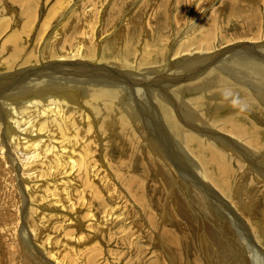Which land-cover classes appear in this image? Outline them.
I'll return each instance as SVG.
<instances>
[{"label": "rangeland", "instance_id": "1", "mask_svg": "<svg viewBox=\"0 0 264 264\" xmlns=\"http://www.w3.org/2000/svg\"><path fill=\"white\" fill-rule=\"evenodd\" d=\"M232 1L0 0V92L5 95L6 92L12 93L25 85L23 84L25 82L31 84V81L33 82L38 76L52 84L56 81L57 85L69 82L68 87L78 90L76 93L86 90V93L81 95L82 99H85L84 96H89L88 98L91 99L85 103H89L88 106L83 108L88 109V112L93 110L91 117L94 115L95 121H92L90 133L93 130L96 133V136L91 135L90 138L93 140L89 141L92 146L87 148L88 152L82 156L83 158L80 157L77 149H70L79 154H75L72 158L76 161L77 167L74 166L73 171L70 170L71 173L64 175L66 180L70 178L66 182L60 180L59 184L55 182L56 187L51 182L49 185L42 183L37 192H32L31 198L28 197L31 192L28 195L21 188L19 178L21 172L17 170V160L14 161L15 153L11 150V153L5 152L10 154H8V163L3 164L8 168L7 173L0 164V170H3L0 171V264H54V262L55 264H264V181L262 178L261 182L253 180L254 171L251 170V163L247 159L248 163L242 160L237 152L238 149L245 147L252 152L257 148L239 140L230 128L224 130L230 120H237L240 115L243 118L247 116L255 126L263 127L259 136L260 142L264 141V123L256 122L254 117L258 113L264 115V100L255 95L249 86H244L247 91L246 98L238 96L235 105H219L221 99L213 97L216 92L213 86L212 88H207L208 84L204 86L202 96L187 92L183 85L196 79L188 70L182 68L177 69V76L186 77L188 80L182 82L172 80L177 85L179 83V92L175 94L170 92L173 87L163 90V82L169 84L170 81L167 80L169 76L166 74V68L159 69V64H166L169 67L171 62L184 61L186 56L191 55L181 53L176 59H171L174 42L177 44L181 40L178 36L188 32L189 38L183 40H188L195 48L207 43V33L211 35L210 39L214 33L216 39L214 43L211 41L212 49L204 51L206 55L225 49L228 52L225 51L222 56L231 55L234 50L241 49L233 48L237 46V42L242 45H251V43L253 45L256 40L248 41L251 32L256 37L263 38L264 0H238L249 8H257L260 25L257 16L258 28L256 24H251L252 29H243L240 17L231 14L232 17L228 18L224 14L230 13V8L239 4L237 0ZM234 2L237 3L233 5ZM164 7L165 13H168L166 15L168 25L160 29L155 23L159 15L157 12L160 13V9L163 12ZM218 14L221 17L217 16ZM155 16L156 18H152ZM243 16L249 18L247 13ZM78 45L87 50L90 48L95 56H100L98 58H101V61L95 60V57L91 60L87 56L78 59L79 61L67 59L65 56L68 52H74ZM87 45L90 47L88 48ZM103 47L108 48H105V51ZM128 47L133 49V54L130 56V51L126 49ZM86 49H84L85 53ZM139 60H142L141 66ZM124 61L129 62L133 67L117 66ZM25 69L27 71H24ZM126 75H134L133 77L146 81L129 83L132 80L125 78ZM192 77L193 79H189ZM198 77L200 75L196 78ZM105 79L111 83L106 86L99 84V80L103 82ZM83 83L85 84L80 85ZM72 85H76L79 89ZM100 85L105 90H114L116 97L108 96V92H98L96 89L100 88ZM137 89L141 92H136ZM248 93L251 97L249 100H247ZM209 97H212V103ZM14 98L17 99V96H14L13 100ZM180 98L193 109L199 121L201 120L200 123H196L197 125L205 124L209 130L219 132L230 137L231 140H237L240 144L239 146L234 143V147H225L224 162L227 165L222 169L221 178L229 186L226 195L223 186L209 172V167L206 178L211 183L197 178V172L192 170L194 166L204 168L209 164L202 165L201 160L196 155L194 157L185 143L182 144L175 136L171 135V140L167 138L165 132L169 131L170 127L164 122L161 113L154 111L155 106L165 103L163 106L168 107L172 113L175 112L174 110L179 112ZM24 100L26 99L18 98L14 100L16 101L14 104L0 100V105L2 109H11L10 105L11 107L14 105L13 115L20 111V105ZM151 101L155 103L154 107ZM141 103L146 107L145 111L142 110ZM78 107L83 109L79 105ZM138 110L142 112H140L142 116L135 115V111ZM149 110L153 111L154 118L149 117ZM109 113L113 116L111 117ZM172 117L182 124L177 117L174 118V115ZM10 118L7 117L6 120L11 121ZM83 125L87 127L82 122L80 126ZM182 125L180 126L183 129L192 131L191 128H184ZM2 127L3 121L2 124L0 122V134L4 131ZM183 129L178 131V135L184 133ZM56 131L59 135L58 126ZM160 132L159 137L157 134ZM208 134L210 137L213 136L211 133ZM1 142L3 143L2 140L0 144ZM243 142L247 145L242 144ZM220 144L208 138L204 150L209 151L210 148L219 150V155L224 149ZM178 146L186 149V156H176L180 153ZM230 148L234 150L235 155H229L230 151L227 150ZM2 149L5 151V146ZM77 158H81L82 162L84 160L88 166L81 162L82 169ZM212 162L213 168H216L218 160L212 157ZM85 166L91 167L88 169ZM259 166L262 167L261 165L256 167ZM46 171L45 174L49 170ZM46 175L45 177L52 176V172ZM61 176L57 175V179ZM241 176H244L242 181ZM6 177L8 184L5 181ZM44 179L47 180L43 176L42 180ZM71 182L73 184L76 182L73 187ZM243 186L247 190L246 192L244 189L245 193ZM62 187L65 189L63 190ZM54 193H58L54 195L55 198L51 195ZM40 195L45 201L39 197ZM58 195L62 198H58ZM219 195H222L220 197L223 198L222 201H218ZM231 197L235 200L234 204L229 200ZM56 198L60 201L55 200ZM62 199L64 201H61ZM31 201L33 203H30ZM230 203L232 207L228 206L231 205ZM8 204L14 206L13 210ZM28 207L40 212L32 214L33 210L31 209V212ZM14 229L17 233H13Z\"/></svg>", "mask_w": 264, "mask_h": 264}, {"label": "bare ground", "instance_id": "2", "mask_svg": "<svg viewBox=\"0 0 264 264\" xmlns=\"http://www.w3.org/2000/svg\"><path fill=\"white\" fill-rule=\"evenodd\" d=\"M164 1V0H163ZM234 1V0H233ZM232 1V2H233ZM240 1V0H239ZM238 2V0H237ZM237 2H234L233 5ZM107 3V2H106ZM229 3V1H228ZM239 3V2H238ZM164 4V3H163ZM162 4V5H163ZM248 6L250 4H247ZM231 7V6H230ZM252 7V5H251ZM93 8V7H92ZM259 8V7H258ZM95 9V8H94ZM228 9V8H227ZM231 11L230 13H224L227 15L228 18L232 17V15H234L235 17H240L242 20L245 21H240L241 25H243V29L244 28H251V24H256L255 26L258 25V19L257 16L259 18V25H260V15L257 12V8H249L247 7L244 3H239L237 5H234V7L230 8ZM104 10V9H103ZM165 7L163 9V12H161L160 9V13L157 12L158 15V19L157 22L155 24H157L159 26L160 29H162L164 27V25H168V23L166 22L167 19V14L165 13ZM156 11V10H155ZM259 11V10H258ZM221 12V11H220ZM24 13V12H23ZM216 13V12H215ZM244 13H247L249 16V18H245L243 16ZM104 14V13H103ZM178 14V13H177ZM261 14V13H260ZM155 15H157L155 13ZM246 15V14H245ZM262 15V14H261ZM27 16V15H26ZM212 16V15H211ZM216 16V15H215ZM217 16H220V14H218ZM214 17V16H213ZM212 17V18H213ZM221 17V16H220ZM30 18V17H29ZM152 18H156L152 17ZM216 18V17H215ZM102 19V18H101ZM263 19V18H261ZM103 20V19H102ZM155 20V19H154ZM169 20V19H168ZM240 20V19H239ZM26 21V20H25ZM216 21V20H215ZM214 21V22H215ZM229 21V20H228ZM263 21V20H261ZM210 22V21H209ZM231 22V21H230ZM153 23V24H154ZM234 23V22H233ZM239 23V22H238ZM192 24V23H191ZM213 24V22L211 23ZM141 25V24H140ZM214 26V25H213ZM98 27V26H97ZM211 27V26H210ZM219 27V26H218ZM217 27V28H218ZM24 28V27H22ZM101 28V27H100ZM156 28V26H155ZM255 28V27H254ZM258 28V26H257ZM216 29V28H215ZM24 30V29H23ZM201 31V29H199ZM198 30V31H199ZM188 31V30H187ZM186 31V32H187ZM212 32V30H209ZM208 31V32H209ZM217 31V30H216ZM222 31V30H221ZM260 31V30H258ZM134 32V31H133ZM176 32V31H175ZM215 32V31H213ZM88 33V32H87ZM250 34V33H249ZM181 35V34H180ZM190 33H186V34H182V36H178V39L181 38V40H179V42L176 44V42H174L175 45H173L174 48H172L171 50V55L172 58L174 60V58L176 59L177 55H180L181 53H189L191 55H189L188 57L186 56L184 61L181 60H175L173 63L171 62L169 67L164 64L161 65L159 64V69H163L166 68V74L169 76L167 78L169 82H163L164 84V89L166 90L168 88H172L170 89V92H173L175 94H177L179 92V83L177 85V83L172 82V80H179L180 82L188 80L186 77L182 78V76H177V69L182 68L185 71L188 70L189 73H191L194 77H195V81L189 82V84L187 83L186 85H183V87L187 90V92L192 93V94H200L202 96V92L204 90V86H207V88H215V93L214 96L215 98H219L221 99V102L219 103V105L221 104H232L235 105V99L238 96H242L243 98L247 97V91L245 90L244 86H249L251 88V91H253L255 93V95H258V97L262 100H264V37L262 38L261 36L258 38V36L256 37L254 35L253 32H251V37L249 38L248 41H252L254 42V40H256V42L252 45H242L241 43H236V47L233 48H237L242 50H234L233 53L231 55H226V56H222L223 53L225 51H227L226 49L221 51V52H216V53H212V55H206V53L204 52L205 50L208 49H212L211 46V41H213L216 38H214V33L210 39V34L207 33V38L206 44H203L202 46H199L198 48L192 47L190 45V43L188 42V40H183V39H187L189 38ZM205 36V34H203ZM94 36V35H93ZM204 36H201L203 38H205ZM221 36V35H220ZM135 37V35H134ZM257 39H256V38ZM17 38V37H16ZM244 38V37H242ZM247 38V37H246ZM177 39V40H178ZM199 39V38H198ZM245 39V38H244ZM201 41V39H199ZM234 40V39H232ZM238 40H240V38H238ZM243 40V39H242ZM176 41V40H175ZM186 41V42H183ZM199 41V42H200ZM246 41V40H245ZM80 43H82L80 41ZM90 43V42H89ZM84 44V43H83ZM86 45V44H85ZM89 45V44H88ZM87 45V47H88ZM228 45V44H227ZM92 46V45H91ZM214 46V45H213ZM90 47V46H89ZM88 47V48H89ZM102 47V46H101ZM192 47V48H191ZM232 47V46H231ZM108 48V47H103ZM102 48V49H103ZM132 48V47H131ZM214 48V47H213ZM85 47L82 48V46L78 45L75 49L74 52L73 51H69L68 54L65 56L67 59H80V58H84V57H88L89 59L93 60H99L101 61V58L99 59L98 57H100L99 55H94L95 53H93V51H91V49L89 48V50H87V52L85 53ZM130 51V55L133 54V49H130L129 47L126 48ZM232 50V49H231ZM230 50V52H232ZM254 51V52H250V51ZM104 51V50H103ZM106 51V49H105ZM149 51V49H148ZM160 51V50H159ZM95 52V51H94ZM97 52V51H96ZM137 52V51H136ZM154 52V51H153ZM228 52V51H227ZM102 53V52H101ZM105 53V52H104ZM114 54V53H113ZM159 54V53H158ZM107 55V54H106ZM112 55V54H111ZM144 55V54H143ZM152 55V54H151ZM104 56V55H103ZM115 56V55H114ZM148 56V55H147ZM64 57V56H63ZM86 57V58H87ZM95 57V58H94ZM107 57V56H106ZM110 56H108L109 59ZM112 57V56H111ZM169 57V55L167 56ZM120 58V56L118 57ZM123 58V56H122ZM125 58V57H124ZM145 58V57H144ZM161 58V57H160ZM181 58V57H180ZM67 59L65 61H67ZM142 59V58H141ZM107 59H105L106 61ZM121 60V59H120ZM126 60V59H125ZM169 60V58H168ZM168 60L166 59V62H168ZM79 61V60H78ZM86 61V60H85ZM104 61V60H103ZM112 61V60H111ZM142 61V60H141ZM141 61L139 60L140 66H141ZM161 61V60H160ZM109 62V61H108ZM170 62V61H169ZM91 63V62H90ZM116 63V61H115ZM137 63V62H136ZM120 64V63H119ZM238 64V65H237ZM135 65V64H134ZM138 65V64H137ZM51 66V65H50ZM49 66V68H50ZM69 66V65H68ZM87 66V65H86ZM112 66V65H111ZM117 66H125V67H130L132 65L129 64V62L124 61L122 62L120 65ZM133 67V66H132ZM61 68V67H60ZM174 68V69H172ZM45 70V68H43ZM68 69V67H67ZM74 69V68H73ZM136 69V68H135ZM32 70V69H31ZM38 70V69H37ZM56 70V69H55ZM60 70V69H59ZM76 70V69H75ZM95 70V69H94ZM98 70V69H96ZM109 70V69H108ZM119 70V69H118ZM24 71H27L26 69ZM23 71V72H24ZM34 71V70H32ZM58 71V70H57ZM65 71V70H63ZM121 71V70H120ZM17 72V71H16ZM37 72V71H36ZM69 72V71H68ZM76 72V71H75ZM149 72V71H148ZM151 72V71H150ZM168 72V73H167ZM13 73V72H12ZM18 73V72H17ZM22 73V72H21ZM67 73V72H66ZM26 74V73H25ZM172 74H175V76H171ZM201 74H203L201 76ZM9 75V74H8ZM32 75V74H31ZM45 75V74H44ZM47 75V74H46ZM66 75V74H65ZM122 75V73H121ZM120 75V76H121ZM198 78H196L197 76H199ZM29 76V75H28ZM43 76V75H42ZM134 75H126L125 78H130V80L134 81H129V83H142V81H146V79H142L139 80L138 78L133 77ZM152 76V75H151ZM177 76V77H176ZM32 77V76H31ZM36 77V75L34 76ZM97 77V76H96ZM104 77V76H103ZM138 77V76H137ZM176 77V78H175ZM27 79V77H25ZM64 78V77H63ZM62 78V79H63ZM9 79V78H7ZM14 79V77L12 78V80ZM17 79V78H16ZM37 79V80H36ZM36 79L32 82L31 84L29 83V81L27 83L29 84H25L23 85L20 89H16L14 90V92L12 93H7L6 95L3 92H0V100L2 101H9V104H14V100H17L18 98L20 99H26L24 100V102H22L23 104L20 105L21 109L20 111H17L15 114L12 115V113H14L15 111H13V106L10 108L11 109H2L1 105H0V118L2 120H0L1 124L3 121V127L4 131L0 134V141H3V145L0 144V164L2 167L4 163H8V154H10V150L13 151L15 153V160H17V170H19L21 172L19 178H20V185L21 188L25 191V193H27L29 195V198L32 197V192H37V189H39L38 187H40V185H43L42 183L49 185L50 182L54 183L52 185H55V182H57L59 184V182L61 181H67L64 177L65 173L68 175L70 172V170L73 171V167L76 165V161H73V156L75 154L79 155L80 157L83 158L82 156L86 155L87 148L92 144L89 141L91 138V135L93 134L94 136H96V133L91 132L90 130L92 128V121L94 120V115L92 116V112L93 110H91V112H88V109H84L85 106L88 104H85L88 101H91V99H89L88 97L84 96L85 99H82L83 94L86 93L85 89H81L82 87H80V92L76 93V91L78 90H72L68 87L67 83L62 84V83H58V85L56 84L55 79L53 81H55V84H52V82H48L45 81L43 78H40V76L36 77ZM51 79V78H50ZM76 79V78H75ZM189 79H193L189 78ZM22 81V80H21ZM82 81V80H81ZM125 81V79H124ZM126 81H128L126 79ZM13 82V81H10ZM104 82V83H103ZM102 82V80H99V84H102L103 86L108 85L109 83H111V81L108 83V81L105 79ZM8 83V82H7ZM72 83V82H71ZM77 83V82H76ZM74 83V84H76ZM119 83V82H118ZM145 83V82H144ZM18 84V83H17ZM70 84V83H69ZM73 84V83H72ZM80 84V85H84ZM29 85V86H28ZM79 85V86H80ZM98 85V84H97ZM116 85V84H115ZM138 85V84H137ZM168 85V86H167ZM76 86V85H74ZM72 85V87H74ZM101 86V85H100ZM121 86V85H120ZM145 86V84H144ZM18 87V86H17ZM163 87V85H162ZM76 88H78L76 86ZM84 88V87H83ZM108 88V87H106ZM132 88V87H131ZM79 89V88H78ZM152 89V88H151ZM98 92L100 93H104V92H108V96H114L116 97V92L114 90L111 89H104V87H100L98 89H96ZM162 90V91H163ZM172 90V91H171ZM184 90V89H183ZM140 90L137 89L136 92H139ZM150 91V90H149ZM9 92V91H8ZM141 92V91H140ZM169 92V91H168ZM76 93V94H75ZM147 93V92H146ZM163 93V92H162ZM9 94V95H8ZM161 94V93H160ZM159 94V95H160ZM171 94V93H170ZM189 94V95H192ZM145 95V94H144ZM143 95V96H144ZM17 96V99L13 97ZM81 96V98H79ZM94 96L96 97V95L94 94ZM161 96V95H160ZM168 96V95H167ZM145 97V96H144ZM152 97V96H151ZM157 96H154V98ZM119 98V97H118ZM162 98V97H161ZM159 98V99H161ZM250 94L248 93V99L249 100ZM143 99V98H142ZM153 99V98H152ZM158 99V98H157ZM181 101V98L179 99ZM190 100V99H189ZM93 101V100H92ZM121 101V100H120ZM127 101V100H126ZM130 101V100H129ZM153 101V100H152ZM151 101L152 106L154 107L155 103ZM155 101V100H154ZM209 101L212 103V97H209ZM73 102H75L76 104L74 105ZM83 102V103H82ZM124 102V101H123ZM128 102V101H127ZM157 102V101H156ZM178 102V101H177ZM5 103V102H4ZM3 103V104H4ZM111 103V102H110ZM80 107H84L83 109L79 108L78 105ZM94 105V103H92ZM143 103H141L142 106ZM163 105L165 103H162ZM169 104V103H168ZM91 105V104H90ZM107 105V104H105ZM118 105V104H117ZM127 105V104H126ZM124 105V106H126ZM132 105V104H131ZM129 105V106H131ZM163 105H157L155 106V110L157 111V113H161V115L163 116L164 122L170 127L169 131L165 132L170 140L172 139L171 135L175 136L176 139H179L182 144L185 143V146L189 148V151L194 155H196L200 160H201V164L204 165V163H208L209 165L205 166L204 168H202V166H194V168L192 169L193 171L197 172V178H201L203 179V181L208 180L206 178L207 176V167H209V172L216 177L217 181L223 186V192L224 195H226V191H228V185L227 183H225L222 180V169L227 165L226 162H224V154H226L225 151V147H234V143H237V140H231L230 137L224 136L222 134H220L219 132H216L212 129H208L207 126L205 124H203L202 126L197 125L196 123H200L199 118L197 116V114L193 111V109L191 107H189L187 104H185L184 102L181 101V103L178 105V107L181 105L179 112H177L176 110H174L175 112L172 113V111L168 108V107H164ZM4 106V105H3ZM100 106V105H99ZM110 106V105H109ZM122 106V105H121ZM139 106V105H138ZM19 107V106H18ZM120 107V105H119ZM171 107V106H170ZM91 108V107H90ZM106 108V106H105ZM125 108V107H124ZM127 108V106H126ZM142 110L145 111L146 107L143 105ZM92 109V108H91ZM132 108L130 107V110ZM100 110V109H99ZM119 110V109H118ZM140 110V109H139ZM135 111V115H141L140 112ZM173 110V109H172ZM6 111H8V113H6ZM123 111V110H122ZM126 111V110H125ZM129 111V110H128ZM127 111V112H128ZM99 112V111H98ZM132 112V111H131ZM152 110L148 111V115L150 118H154L152 117L153 113ZM112 113V112H111ZM142 113V112H141ZM155 113V112H154ZM6 114V115H5ZM101 114V113H100ZM103 114V113H102ZM101 114V115H102ZM110 114V113H109ZM126 114V113H125ZM147 114V113H146ZM176 114V115H175ZM252 114H254L252 112ZM77 115V116H75ZM106 115V113L104 114V116ZM108 115V114H107ZM111 115V114H110ZM118 115V113H117ZM177 117L179 120H181L182 124H179L175 119H173ZM113 115H111L112 117ZM133 116V115H132ZM142 116V115H141ZM11 117L10 120H6V118ZM14 117V119L12 118ZM106 117V116H105ZM137 117V116H136ZM147 117V116H146ZM255 121L258 123H264V115L263 114H256L255 116ZM109 118V117H108ZM124 118V117H123ZM133 119V118H132ZM104 121V119H102ZM112 120V119H111ZM85 123L87 125L83 127L80 126L82 124V122ZM95 121V120H94ZM97 121V120H96ZM109 121V120H108ZM98 122V121H97ZM139 122V121H138ZM55 123V124H54ZM103 123V122H102ZM100 123V124H102ZM96 124V123H95ZM108 124V123H107ZM140 124V122H139ZM153 124V123H152ZM196 124V125H195ZM97 125V124H96ZM113 125V124H112ZM111 125V126H112ZM126 125V124H125ZM180 125H182L184 128L188 127L191 128L190 130L192 131H187V128L183 129ZM56 126H58V130L60 131L59 135L58 132L56 131ZM98 126V125H97ZM153 126V125H152ZM159 126V124H158ZM99 127V126H98ZM112 128V127H111ZM161 128V127H160ZM230 128V130L233 132V134L241 141H245L246 143H248L249 145H253L254 147L257 148V150L255 151H250L248 148H244V149H238L237 152H239V154L241 155V158H243L242 160H244L245 162H247V160L251 163H249L252 168L251 170L254 171V178L256 181H260L261 178L264 181V176H263V167H264V141L260 142V136L259 134L263 131V127L258 128L257 126H255V124L253 122H251L250 117H244L242 115L239 116V118L237 120H230L228 123V126H226L224 128L227 129ZM133 129V128H132ZM181 129H183L184 133H181V136L178 135V131H180ZM113 130V128H112ZM116 130V129H115ZM156 130V129H155ZM86 131H88V133H86ZM121 131V130H120ZM101 132V131H100ZM104 132V131H103ZM126 132V131H125ZM198 132V133H196ZM95 133V134H94ZM130 132H128L129 134ZM163 133V132H162ZM208 133H211V135L213 136H209ZM117 134V133H116ZM159 137L161 136V132L157 134ZM116 136V135H115ZM130 135H128L129 137ZM200 136H202L201 138H199ZM99 137V136H98ZM158 137V138H159ZM246 137V138H244ZM208 138H212L213 140H216L218 142H220V147H223L224 149H222L220 151V154L218 155L219 150H214L212 148H210L209 151H205L204 150V145L205 142ZM154 139V138H153ZM174 139V138H173ZM93 139H91L92 141ZM111 140V139H110ZM123 140V138H122ZM224 140V141H222ZM89 141V142H87ZM95 141V139H94ZM114 141V140H113ZM177 141V140H176ZM165 142V141H164ZM173 142V141H172ZM171 142V143H172ZM179 142V141H178ZM245 142H243L242 144L247 145ZM114 143V142H113ZM130 143V142H129ZM148 143V142H147ZM146 143V144H147ZM155 143V141H154ZM167 143V142H166ZM260 143V145H259ZM78 144V145H77ZM80 144V145H79ZM93 144L95 145V143L93 142ZM181 144V143H180ZM241 144V145H242ZM176 147L175 144H172ZM237 145L240 146V144L237 143ZM259 145V146H258ZM5 146V151L4 149H2V147ZM143 146V145H142ZM173 146V147H174ZM183 146V145H182ZM71 148H75V150L77 149L78 153L74 152V150H70ZM149 148V146H148ZM170 148V147H169ZM178 150H179V154H177L176 156H186L187 152L186 149L183 147L178 146ZM236 148V147H235ZM150 149V148H149ZM166 149V148H165ZM177 149V148H176ZM221 149V148H220ZM137 150V149H136ZM135 150V151H136ZM170 150V149H169ZM10 152V153H5V152ZM133 151V150H132ZM227 151L229 152V155H235L234 150L232 148L228 149ZM66 152V154H65ZM134 152V151H133ZM189 152V153H190ZM223 152V153H222ZM85 153V154H84ZM101 154V153H100ZM228 154V153H227ZM14 155V154H13ZM88 155V154H87ZM104 155V154H103ZM179 156V157H180ZM188 156V155H187ZM248 156H250V158H248ZM77 157V156H76ZM195 157V156H194ZM212 157L215 158V160H218L217 166L216 168H213V162H212ZM79 158V157H78ZM77 158V159H78ZM78 159V162L80 164L81 167V162L82 160ZM227 158V157H226ZM14 159V158H12ZM184 159V157H183ZM247 159V160H246ZM187 160V159H186ZM190 161V160H189ZM228 161V160H227ZM216 162V161H215ZM83 164H85L84 160L82 162ZM87 163V162H86ZM248 163V162H247ZM15 164V163H14ZM78 164V165H79ZM188 165V163H186ZM6 165V164H4ZM86 166H88L87 164H85ZM221 165V166H220ZM257 165H261L262 167H256ZM13 166V165H12ZM85 166V167H86ZM77 166H75L74 168H76ZM78 167V169L80 168ZM91 167V166H90ZM89 167V168H90ZM188 167V166H187ZM247 167V166H246ZM5 168V167H4ZM14 168V167H13ZM82 168V167H81ZM88 168V167H86ZM88 168V169H89ZM189 168V167H188ZM203 169V171L201 169ZM263 168V169H262ZM83 169V168H82ZM81 169V170H82ZM195 169V170H194ZM245 169V168H244ZM249 169V168H248ZM49 170L46 174H49L50 171L52 172V176L45 177L47 176L45 174V171ZM80 170V169H79ZM105 170V169H104ZM3 171V170H0ZM8 168H5L4 172L7 173ZM225 171V170H223ZM250 171V170H249ZM5 173L3 174V176H5ZM15 173V172H14ZM64 173V174H63ZM256 173V174H255ZM73 174V173H72ZM2 175V173H1ZM57 175L61 178L57 179ZM66 175V176H67ZM44 176V178H47L42 180V177ZM70 176V175H69ZM95 176V175H94ZM1 178V177H0ZM7 179L6 184H8V177H6ZM72 178L76 179L74 176H72ZM71 178V181H72ZM10 179V178H9ZM205 179V180H204ZM61 180V181H60ZM200 180V179H199ZM240 180H244V176L240 177ZM75 181V180H74ZM73 181V182H74ZM90 181V180H89ZM209 181V180H208ZM19 182V181H18ZM210 182V181H209ZM261 182V181H260ZM68 183V182H67ZM72 183V182H71ZM76 183V182H75ZM74 183V184H75ZM204 183V182H203ZM211 183V182H210ZM64 184V183H63ZM62 184V186H63ZM74 184L72 183V187L74 186ZM259 184V183H258ZM12 185V184H11ZM50 185V186H52ZM245 185V184H243ZM9 186V185H8ZM57 186V184L55 185V187ZM42 187V186H41ZM60 187V186H59ZM66 187V186H63ZM62 187V188H63ZM70 187V186H68ZM67 187V188H68ZM243 192L244 189L246 190L245 186H243ZM41 189V188H40ZM45 189H47V187L45 186ZM52 189V187L50 188ZM49 189V191H50ZM65 188H63L64 190ZM44 190V191H46ZM59 190V188H58ZM56 190V191H58ZM61 190V188H60ZM11 191V190H10ZM48 191V192H49ZM52 191V190H51ZM55 192V190H53ZM66 191V190H65ZM43 192V191H42ZM247 192V190H246ZM12 193V192H11ZM62 193V192H61ZM70 193V192H69ZM240 193V192H239ZM245 193V192H244ZM58 194V193H57ZM56 193L51 194L53 197L54 195H57ZM44 195V194H43ZM46 195V194H45ZM44 195V196H45ZM48 195V194H47ZM68 195V193H67ZM228 195V194H227ZM34 196V195H33ZM37 194H36V200L37 199ZM42 195H40L39 197H41ZM43 196V197H44ZM222 195H219L218 197V201H222L223 198H220ZM241 196V195H239ZM49 197V196H48ZM52 197V198H53ZM58 198H62L59 197V195L57 196ZM25 198V197H24ZM42 198V197H41ZM55 198V197H54ZM53 198V200H54ZM235 198V196L233 197ZM43 199V198H42ZM46 199V198H45ZM225 199V198H224ZM237 199V198H236ZM8 200V199H7ZM31 200V199H30ZM35 200V201H36ZM41 200V199H40ZM44 200V199H43ZM57 200V198L55 199ZM230 202L232 204H234L235 200L231 198H229ZM234 200V201H233ZM238 200V199H237ZM45 201V200H44ZM43 201V202H44ZM57 201H60V199H58ZM61 201H64L63 199ZM10 202V201H9ZM38 202V201H36ZM35 202V203H36ZM41 202V201H40ZM42 202V203H43ZM55 202V201H53ZM29 203V202H28ZM30 203H33L32 201ZM64 203V202H63ZM230 203V204H231ZM11 204V203H10ZM8 204V207L13 210V207H11V205ZM72 204V203H71ZM231 205H228L229 207H232ZM37 205V204H36ZM35 205V206H36ZM223 205V203H222ZM76 206V205H75ZM224 206V205H223ZM228 206H225L226 208H228ZM62 207V206H61ZM8 209V208H7ZM28 209L32 212V214H38V212H40L39 210L36 211L37 209H32L31 207H28ZM32 209V210H31ZM235 209V208H234ZM17 210V208L15 209ZM26 210V209H24ZM70 210V209H69ZM15 212V211H14ZM89 212V211H88ZM107 212V211H106ZM47 214V213H46ZM18 215V214H17ZM45 216V215H44ZM115 217V216H114ZM78 220V219H77ZM60 221V220H59ZM78 222V221H77ZM247 223V222H246ZM13 233H17L15 232V229L13 230ZM37 236V235H36ZM223 237V236H222ZM249 237V236H248ZM38 238V237H37ZM36 240V238H35ZM203 240V238H202ZM229 240V239H228ZM205 241V240H204ZM230 242V241H229ZM208 243V242H207ZM84 244V243H83ZM231 244V243H230ZM234 244V243H233ZM232 244V245H233ZM23 245V244H22ZM202 245V244H201ZM205 246V245H204ZM235 246V245H234ZM168 250V249H167ZM231 250V249H230ZM51 253L53 254V252L51 251ZM56 257V256H54ZM58 258V257H57ZM59 260V259H58ZM50 262V260H48ZM66 261V260H65ZM52 262V261H51ZM60 262V261H59ZM70 262V261H69ZM61 263V262H60ZM64 263V262H63ZM52 264V263H51ZM55 264V262H54ZM78 264V263H77Z\"/></svg>", "mask_w": 264, "mask_h": 264}]
</instances>
